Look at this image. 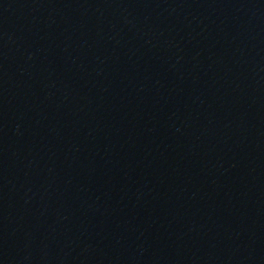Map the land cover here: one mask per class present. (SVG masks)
<instances>
[{
	"label": "water",
	"instance_id": "water-1",
	"mask_svg": "<svg viewBox=\"0 0 264 264\" xmlns=\"http://www.w3.org/2000/svg\"><path fill=\"white\" fill-rule=\"evenodd\" d=\"M0 264H264V0H0Z\"/></svg>",
	"mask_w": 264,
	"mask_h": 264
}]
</instances>
